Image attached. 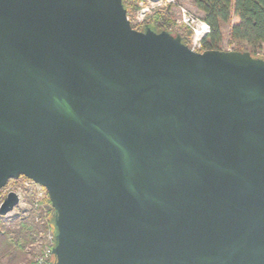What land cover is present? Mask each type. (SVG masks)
Returning <instances> with one entry per match:
<instances>
[{"label": "water", "instance_id": "95a60500", "mask_svg": "<svg viewBox=\"0 0 264 264\" xmlns=\"http://www.w3.org/2000/svg\"><path fill=\"white\" fill-rule=\"evenodd\" d=\"M21 175L50 264H264V57L135 29L122 0H0V188Z\"/></svg>", "mask_w": 264, "mask_h": 264}, {"label": "trees", "instance_id": "16d2710c", "mask_svg": "<svg viewBox=\"0 0 264 264\" xmlns=\"http://www.w3.org/2000/svg\"><path fill=\"white\" fill-rule=\"evenodd\" d=\"M122 2L127 12L137 7L136 0H122ZM193 4L210 27L209 33L202 42L201 51L219 49L223 38L221 25L230 21L229 42H245L252 47L264 43V0H193ZM144 25L157 32L165 30L171 34H180L182 42L188 44L189 31L177 29L166 11L154 12L139 29ZM251 54L260 56L255 52ZM27 234V232L23 233L20 236L21 240L26 241ZM24 256L19 240L13 241L8 235L0 234V264H13Z\"/></svg>", "mask_w": 264, "mask_h": 264}, {"label": "built area", "instance_id": "2783aa9c", "mask_svg": "<svg viewBox=\"0 0 264 264\" xmlns=\"http://www.w3.org/2000/svg\"><path fill=\"white\" fill-rule=\"evenodd\" d=\"M162 6H175L177 8V23L189 31L188 47L192 51H201L202 42L209 33L210 27L200 16L179 4L178 0H139L137 8L133 13L127 14V18L133 28L139 29L146 22L148 16ZM10 192L16 194L18 202L6 214L0 216L15 218L29 215L35 224L45 226L47 230L40 229L38 237L46 238V242L41 251L34 255L32 264H50L54 232L46 224V214L51 208L46 188L23 175L11 178L0 188V205Z\"/></svg>", "mask_w": 264, "mask_h": 264}, {"label": "rangeland", "instance_id": "374dc122", "mask_svg": "<svg viewBox=\"0 0 264 264\" xmlns=\"http://www.w3.org/2000/svg\"><path fill=\"white\" fill-rule=\"evenodd\" d=\"M139 0H136V5L138 4ZM178 3L181 5H184L188 8V10L192 13H194L197 16L201 17V12L198 11L194 4L191 3V0H178ZM137 8V7H136ZM130 10L127 12V14H131L135 11V9ZM157 11H166L168 16L173 20L175 26L177 29L181 30H187L183 27H181L176 19H177V8L175 6H162L161 8H158L154 10L151 14ZM231 22L222 23V32H223V38L221 43L219 44V49L221 50H235V49H241V50H247L251 52H255V54L264 56V43H261L257 47H252L245 42H229L228 39V32L230 28ZM188 31V30H187ZM50 202V201H49ZM51 206V204H50ZM17 216V215H16ZM30 216H22V217H15V218H8V217H1L0 216V234H6L10 239H13V241H20L21 242V249L25 253L24 258L21 260H18L16 263L13 264H32V259L35 254L39 253L42 249V246L45 244L46 238L38 237V231L40 229L47 230L45 226H40L35 224V222L29 218ZM46 224L48 228L52 232L55 233V226L53 222V208L50 210L48 209L46 214ZM27 232V240H21L20 236ZM6 262V259L4 260Z\"/></svg>", "mask_w": 264, "mask_h": 264}, {"label": "crops", "instance_id": "0c3cea01", "mask_svg": "<svg viewBox=\"0 0 264 264\" xmlns=\"http://www.w3.org/2000/svg\"><path fill=\"white\" fill-rule=\"evenodd\" d=\"M191 3H193V0H191ZM231 22V21H230Z\"/></svg>", "mask_w": 264, "mask_h": 264}]
</instances>
